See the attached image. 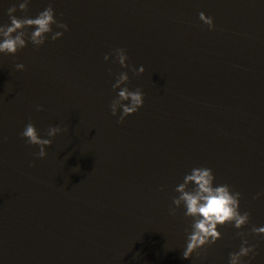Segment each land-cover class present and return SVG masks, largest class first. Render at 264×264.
<instances>
[{
	"label": "water",
	"instance_id": "1",
	"mask_svg": "<svg viewBox=\"0 0 264 264\" xmlns=\"http://www.w3.org/2000/svg\"><path fill=\"white\" fill-rule=\"evenodd\" d=\"M13 5L19 19L51 7L68 31L36 45L25 28L26 46L0 55V264H228L244 240L243 264H264V0H0V26ZM122 72L144 105L120 122ZM193 168L249 219L184 259L195 218L174 200Z\"/></svg>",
	"mask_w": 264,
	"mask_h": 264
},
{
	"label": "clouds",
	"instance_id": "2",
	"mask_svg": "<svg viewBox=\"0 0 264 264\" xmlns=\"http://www.w3.org/2000/svg\"><path fill=\"white\" fill-rule=\"evenodd\" d=\"M30 2L31 0H18L19 9L21 11L26 10ZM16 12V5L8 8L7 15L10 24L0 26V55L15 56L21 48L26 46L25 28L32 29L29 38L36 45L42 44L47 34H51V40L56 41L63 36L64 32L68 31L66 24L59 23L55 19L54 10L51 7L40 12L35 18L25 17L19 19L15 15ZM199 19L209 29L214 30L215 25L211 18L201 13ZM53 26L60 30L53 31ZM113 55L115 56V61L121 67H129L125 50L117 49ZM104 61L106 63L112 62V56L105 55ZM16 69L23 71L24 65L17 64ZM131 69L135 71L136 67H131ZM138 69L140 74L145 72L143 66ZM127 81V74L122 72L113 85V88L119 89V91L117 93L118 99L113 101L110 106L111 113L113 116H117V108H119L120 122H123L128 116L137 113L144 105L143 92L139 89L132 91L123 86ZM61 131L60 127H50L48 136L54 137ZM21 137L26 139L30 145L38 146L37 157L39 159L46 158L45 146L50 144V140L42 139L34 124L28 123L21 132ZM214 180L215 177L211 169L193 168L190 174L185 175L184 182L176 188L180 195L178 199L174 200V204L179 206L182 203L185 215L195 218L192 232L187 237L186 247L183 252L184 259H189L198 248H204L206 245L214 244L220 240L222 237L218 230L219 227L231 223L235 228L240 229L248 222V213L240 214L239 212V194H234L226 184L215 185ZM188 186H191V191L188 190ZM253 232L257 236H264V227L254 228ZM255 251L256 249L249 246L248 242L244 240L238 252L230 253L228 264H243V258L252 256Z\"/></svg>",
	"mask_w": 264,
	"mask_h": 264
}]
</instances>
